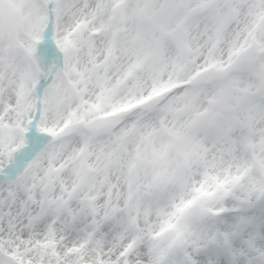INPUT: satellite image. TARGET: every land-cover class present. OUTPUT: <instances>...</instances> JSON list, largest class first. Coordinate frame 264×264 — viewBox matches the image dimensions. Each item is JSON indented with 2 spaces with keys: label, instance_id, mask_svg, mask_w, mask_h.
Segmentation results:
<instances>
[{
  "label": "snow or ice",
  "instance_id": "snow-or-ice-1",
  "mask_svg": "<svg viewBox=\"0 0 264 264\" xmlns=\"http://www.w3.org/2000/svg\"><path fill=\"white\" fill-rule=\"evenodd\" d=\"M0 264H264V0H0Z\"/></svg>",
  "mask_w": 264,
  "mask_h": 264
}]
</instances>
